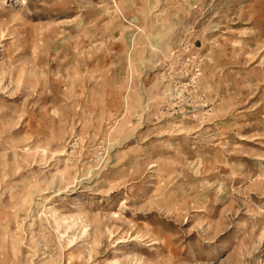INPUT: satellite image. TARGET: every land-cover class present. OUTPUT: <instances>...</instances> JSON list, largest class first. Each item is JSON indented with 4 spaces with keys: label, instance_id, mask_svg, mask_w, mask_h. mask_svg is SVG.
I'll return each mask as SVG.
<instances>
[{
    "label": "rangeland",
    "instance_id": "374dc122",
    "mask_svg": "<svg viewBox=\"0 0 264 264\" xmlns=\"http://www.w3.org/2000/svg\"><path fill=\"white\" fill-rule=\"evenodd\" d=\"M0 264H264V0H0Z\"/></svg>",
    "mask_w": 264,
    "mask_h": 264
},
{
    "label": "built area",
    "instance_id": "2783aa9c",
    "mask_svg": "<svg viewBox=\"0 0 264 264\" xmlns=\"http://www.w3.org/2000/svg\"><path fill=\"white\" fill-rule=\"evenodd\" d=\"M95 163H100V157H96Z\"/></svg>",
    "mask_w": 264,
    "mask_h": 264
}]
</instances>
